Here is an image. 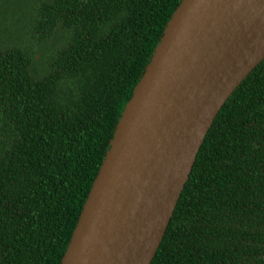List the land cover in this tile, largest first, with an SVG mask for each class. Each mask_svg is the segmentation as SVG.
Masks as SVG:
<instances>
[{
	"label": "trees",
	"instance_id": "1",
	"mask_svg": "<svg viewBox=\"0 0 264 264\" xmlns=\"http://www.w3.org/2000/svg\"><path fill=\"white\" fill-rule=\"evenodd\" d=\"M179 2L0 0L17 25L0 44V264H59ZM149 264H264V57L215 115Z\"/></svg>",
	"mask_w": 264,
	"mask_h": 264
},
{
	"label": "water",
	"instance_id": "2",
	"mask_svg": "<svg viewBox=\"0 0 264 264\" xmlns=\"http://www.w3.org/2000/svg\"><path fill=\"white\" fill-rule=\"evenodd\" d=\"M264 57V0H180L59 264H149L219 108Z\"/></svg>",
	"mask_w": 264,
	"mask_h": 264
},
{
	"label": "rangeland",
	"instance_id": "3",
	"mask_svg": "<svg viewBox=\"0 0 264 264\" xmlns=\"http://www.w3.org/2000/svg\"><path fill=\"white\" fill-rule=\"evenodd\" d=\"M15 23L17 24V22ZM14 28H17V25L14 24L10 25L9 22L4 21V19L0 17V44L10 43L11 41H15ZM36 57L39 58L38 53L36 54Z\"/></svg>",
	"mask_w": 264,
	"mask_h": 264
}]
</instances>
